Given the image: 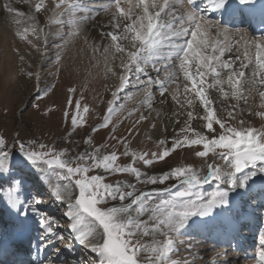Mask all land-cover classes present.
<instances>
[{"label":"snow or ice","instance_id":"1","mask_svg":"<svg viewBox=\"0 0 264 264\" xmlns=\"http://www.w3.org/2000/svg\"><path fill=\"white\" fill-rule=\"evenodd\" d=\"M208 2L212 12L222 13L226 22L237 17L249 19L259 17L260 21L264 22V6L257 9L254 0H208ZM64 5L65 0H58L55 4L53 12L55 18L51 23L67 26L69 31L66 35L75 38L80 34V26L88 19L83 15L87 9H83L79 16L74 15L65 20L62 18L65 13L61 11ZM113 6L111 27L114 31L105 35L110 38L115 54H119L121 74L115 86L116 90L111 93L112 99L108 101L107 114L93 131L109 126V117L116 110L112 105L116 103L118 93L122 90L127 91L130 83L135 88L145 90V100L150 98L153 86H158L163 96L169 91L166 85L176 84V91L171 95L172 101L179 105L180 109H184L185 105L194 109V100L198 97L204 106V113L200 118L205 122L203 127L210 135L191 127V121L196 119L199 113L188 110L187 120L181 127L179 136L171 142L172 148L164 147L162 151L152 152L151 158L145 153L138 159L143 161L144 165H151L156 160H164L173 149L183 145H202L203 150L195 153L197 157H206L210 149L219 148L224 151L213 154L225 161L224 167H230L232 170L226 179L229 187L222 188L218 183L216 190L206 200L195 190L202 184L210 181L220 182L224 179L220 166L214 164L208 165V172L204 176L190 168L181 167H172L170 171L159 176H146L131 164L118 166L115 163L117 160L115 152L101 155V148L105 147L104 145L92 147L91 151L78 154L75 157V166H70L67 160L61 159L64 152L56 151L48 145L41 143L37 149L32 146L33 141L17 139L14 143L19 145V151L37 168L43 165H58L61 169L66 168V173L59 176L60 180L74 179L78 195L75 196L74 202L72 196H68L67 210L63 215L69 220L68 227L73 232V239L95 254L94 259L84 261L83 264H195L194 259L190 261L173 258V255L179 252L175 237L182 235V230L187 227L193 216L213 217L218 214L217 209L227 210L232 205L230 192L246 189L252 177L258 172L264 174V128L246 126L242 119L239 120L238 126L228 122L237 121L239 114L245 111L239 107L240 101L249 105V99L252 98L255 103L256 96L260 101L258 108L254 111L249 109V114L264 120V36L250 37L243 29L231 30L221 26L216 20L195 11L196 0H114V5L108 4L104 7L108 10ZM80 7V3L71 5L72 9ZM42 9L47 12L43 0H39L35 3V11L39 13ZM5 10L10 14L15 13V17L24 16V13L11 4H6ZM15 17L13 22L20 24V19ZM28 19L32 21L30 28L25 27L23 32L19 30L16 32L22 40L26 39L29 31L36 36L44 31L39 26L40 21L37 17L29 16ZM124 20L130 22L122 23ZM44 23H49L47 17ZM60 38L64 39L63 36ZM124 41L128 43L125 44ZM103 53L107 60L108 46L103 47ZM23 59L21 56L20 60ZM57 59L59 60V56ZM161 60L166 62L164 68L158 66ZM149 62L156 72V78L146 70L145 65ZM177 69L183 80L188 82L183 85V97L179 92L181 85L178 82ZM106 70L113 76L117 75L113 68ZM161 71L164 72L163 78L160 77ZM20 72L31 80L33 76L31 71L26 72L21 68ZM209 75L213 79L208 86L218 88L223 98L218 112L225 113L226 116L214 112L212 107L214 101L205 94V78ZM131 76L135 79L130 80ZM142 76L146 79L142 80ZM225 85L230 91L226 90ZM74 91L75 89H69V92ZM189 93L193 95L189 97ZM128 96H131L130 92ZM229 100L235 103L228 104ZM161 103H164V100H161ZM76 107L80 108L79 100L76 101ZM237 109L239 111H236ZM84 111L87 112L88 108L85 107ZM131 115L132 112H129V116ZM78 118L79 112L72 115L73 127L77 125ZM146 119L147 117L140 115L137 123ZM214 124L219 125V131L214 129ZM159 143L163 146L166 141L161 140ZM85 144H92L91 137L85 139ZM6 146V139L0 136V159L8 158L9 152L4 150ZM124 154H129L127 145ZM131 155L133 159H137L135 152ZM95 169L132 173L137 181H141V177L144 176L142 182L153 185L164 184L170 178L176 177L187 187L175 191L174 194L170 188H165L168 198L159 199V203L152 204L149 193H137L134 184L113 185L104 183L101 175H88ZM237 174H240L239 178ZM64 187L67 189L68 185ZM56 198L64 203V197L57 195ZM110 200H119L120 205L109 206ZM126 201L128 202L125 203ZM43 203L42 198L34 200L35 205ZM10 207L20 215H27L20 206ZM32 210L40 213L39 209ZM83 214L91 218V222L98 227L82 232L78 225L84 222ZM145 216L146 218H141ZM54 223L57 222L53 217L46 213L41 215L43 249L49 244L55 249L57 240L64 239L53 227ZM65 247L71 249L72 244L68 243ZM186 250L190 251V248ZM48 264L56 262L50 257ZM255 264H264V235L259 238Z\"/></svg>","mask_w":264,"mask_h":264},{"label":"rangeland","instance_id":"2","mask_svg":"<svg viewBox=\"0 0 264 264\" xmlns=\"http://www.w3.org/2000/svg\"><path fill=\"white\" fill-rule=\"evenodd\" d=\"M38 2L39 0H32L29 5L30 8L20 10L21 0H0V136L6 139L7 146L4 150L9 152L7 160L0 159V235L7 234V231L10 230L11 223L4 219V216H7L9 209H11L10 205L12 206L18 198L21 202L22 211L29 213V219L33 224V228H35V240L38 239L36 242L39 244V251L43 256L41 264H48L50 257L55 260L56 264H83L84 261L95 258V254L83 246L74 247L73 232L68 227L69 220L63 215L67 210L68 196L71 195L74 202L75 196L78 195L74 179L72 181L60 180L59 176L66 173V168L61 169L58 165H43L41 168L34 166L19 151V145L14 143L17 139L26 142L33 141L32 146L37 149L38 145L43 143L56 151L64 152L61 159L67 160L70 166H75V157L78 154L91 151L92 147L104 145L105 147L101 148V155L115 152L117 155L115 163L118 166L131 164L133 167L140 169L141 173L146 176H159L163 172L170 171L172 167L190 168L200 176H204L208 172V165L214 164L220 166L224 179L220 182L210 181L202 184L195 190L199 191L206 200L216 190L218 183L222 188L229 187L226 179L227 174L232 170L230 167H224L225 161L220 160L218 155L213 154L214 152L224 151L219 148L210 149L206 157H197L195 153L203 150L202 145H183L173 149L164 160H156L151 165H144L143 161L138 159L140 155L145 153L148 154V158H151L152 152L162 151L164 147L172 148L171 142L179 136L180 129L187 120L186 113L188 110L199 113V116L191 121V127L203 132L205 135H210L203 127L205 122L200 118L204 113V106L200 103L198 97L194 100V109L189 108L187 105L184 109H180L179 105L177 106L172 99L170 101L172 93L176 91V84L166 85L169 91H166L163 96H161L159 87L153 86L150 90L151 98L145 100V90L135 88L130 83L127 91L122 90L118 93L116 103L112 105L116 110L109 117V126L93 131L103 121L104 115L107 114L108 101L112 99L111 93L116 90L115 86L119 82L118 78L121 74L119 54H115L114 48L109 47L112 43L109 38L110 44L108 43L107 46L114 50L113 56L110 59L107 58L103 63L92 64L91 68L81 73L75 64L76 57L71 44L73 40L67 38L66 32H64L65 30L69 31L67 26L55 25L50 22L47 23L46 29L49 28L51 32L47 29L43 35L36 36L29 31L26 39H20L16 32L18 30L23 32L25 27L30 28L32 24V21L27 20L24 16L31 13L37 17L41 14L35 11V3ZM57 2L58 0H43L46 8L54 6ZM112 2L114 3V1ZM6 4H11L12 7L24 13V16L15 17V13H8L5 10ZM112 8L109 11H94L96 13H92L89 11L90 9H87L89 11L86 13L88 19L80 26L81 31L79 30L82 32V37L91 36L94 39L102 35L106 36V33L114 31L111 27L113 23L111 12L114 11V8ZM64 13L65 15L62 18L65 20L76 15L70 14L67 16L68 12ZM14 17L20 19L21 23H14ZM96 21L98 24L102 22L104 25L97 30L99 33L91 34L90 27L86 23L97 24ZM122 23L127 22L124 20ZM61 28L63 34L55 37V32H52V30L58 32ZM61 36L64 39H61ZM106 38L108 37L106 36ZM91 42L93 43L92 40ZM124 43L127 44L128 42L125 41ZM21 56L24 57L23 61L20 60ZM57 56H59V60ZM109 60L110 62H108ZM158 66L164 68V61H160ZM145 67L148 73L156 78V72L151 67V62ZM21 68H24L26 72L31 71L33 73L31 80L20 72ZM107 68H113L117 75L113 76L106 70ZM176 71L179 76L178 82L181 85V91L179 89L180 96L183 97V85L188 82L183 80V76L178 73V69ZM160 77H164L163 71H161ZM134 79V76L130 77V80ZM144 79L146 77L142 76V80ZM212 79L210 75L205 78V94L214 101L212 105L214 112L226 116L225 113L218 112L221 107L220 101L223 99L218 88L208 86L212 83ZM189 87H191L190 83ZM70 88L75 89V91L69 92ZM225 88L229 90L227 85H225ZM129 92L131 96H128ZM192 95L193 93H189V97ZM163 97L166 99L164 100ZM256 97L258 101L255 99V103H253L250 98L249 105H245L243 101H240L239 107L244 108L245 111L239 114L238 121L228 122L233 126H238L239 120L242 119L246 122V126L264 128V120L254 114H249V109L254 111L258 108L260 101L259 97ZM162 99L164 103H161ZM77 100L80 101L79 109L76 107ZM170 102H173V104L171 103L169 106ZM227 103L232 104L235 102L229 100ZM149 104H151V108H149ZM85 107L88 108L87 112L84 111ZM236 111H239V109ZM77 112H79L78 123L73 127L71 117ZM129 112H132L131 116H129ZM140 115H144L147 119L137 123ZM213 127L219 131V125L214 124ZM189 135H191V132ZM88 137L92 139L91 145L85 144V139ZM161 140L166 141L165 145H160L159 141ZM126 145L128 146V155L124 154ZM133 152L136 153L137 159H133L131 155ZM257 163L259 165V162ZM245 171L248 170L245 169ZM7 172L13 174L12 183L3 180L2 175L7 174ZM88 175H101L104 183L113 185L117 183L121 185L134 184L137 193H149L152 204L159 203V199L168 198V193L164 191L165 188H170L174 194L175 191L187 187V185H182L176 177L170 178L164 184L157 183L153 185L142 182L144 176L141 177V181H137L132 173H115L107 172L104 169H95ZM239 176L240 174H237L238 178ZM253 180L264 184V182H261L264 181V174L258 172L248 181V185ZM66 184L68 185L67 189L64 187ZM240 190L246 189H237L235 192H230V198ZM57 195L64 197V203L56 198ZM262 195H264V192ZM36 198H42L44 203L35 205L34 200ZM242 198L244 199V197ZM249 201L254 202L253 198ZM16 203L18 205V202ZM108 203L109 206L120 205L119 200H110ZM240 206L243 208L242 204ZM242 208L234 212L226 210V216L232 219L234 223H242L243 221L239 220V217L241 219L240 212ZM32 209H39L40 213ZM259 210L262 212L259 217L262 223L257 229V237L254 233L256 240L264 235V204L260 206ZM45 213L56 220L57 223H54L53 227L64 238L62 241L57 240L55 249L51 244L46 249H43L42 246L44 242L41 239L40 217ZM83 216V224L78 225L82 231L87 232L93 227H98V225L91 222V218L87 217L86 214H83ZM24 217L28 219L27 216L22 218ZM141 218H146V216ZM57 224L59 227H57ZM242 228L243 226L239 229L241 233L243 232ZM224 229L214 226L212 232L216 230L221 233L223 230L224 233ZM222 238L223 236L220 238L221 243H223ZM175 239L176 247L179 249V252L173 255L175 259H188L190 261L194 259L195 264H234L238 261V264H242L244 256L242 250L237 252L229 245L220 247L218 244L207 243L205 236H200L197 231H193L191 234L182 233ZM180 241H183V243H180ZM68 243L72 244L71 249L65 247ZM189 248L190 251H187L186 249Z\"/></svg>","mask_w":264,"mask_h":264},{"label":"bare ground","instance_id":"3","mask_svg":"<svg viewBox=\"0 0 264 264\" xmlns=\"http://www.w3.org/2000/svg\"><path fill=\"white\" fill-rule=\"evenodd\" d=\"M112 1H114V0H65V5L62 7L61 11L68 12V14H66L67 16L70 15V14H73V15L76 14V16H79V14H81L83 9H85V8L86 9H90L89 11H91L92 13L94 11L97 12L98 10H105V7H104L105 5H108V4L114 5V3ZM21 3H22L21 8H19V7L18 8L20 10H24V9L30 8L29 5H30V3H32V0H28V2H25V0H21ZM75 3H80L81 7L80 8H76V9H72L71 5L75 4ZM50 5H52V4H50ZM54 6H48L46 8L47 9L46 13L43 10V11L39 12L41 14H39L37 16V18L40 21V25L39 26L44 29L43 33H41L42 35L47 31V29H49V28L46 29L47 24L44 23L45 18L46 17L48 18L49 23L55 18L53 16ZM113 8H114V6H113ZM109 10H110V8L108 10H106V11H109ZM89 11L87 10V11L83 12V15L86 16V13H88ZM96 12H94V13H96ZM111 13H112L111 15H113L114 11L111 12ZM29 16H33V15L30 13V15H28V14L25 15L24 18H27V20H28ZM126 22L129 23L130 21L126 20ZM86 25L88 27H90L89 29L91 31V34H93V33L97 34V33H99L97 31L99 29V27H103L104 24L102 22H101V24H98V22H97V24L86 23ZM236 29H243L245 32H247V34L250 37H254L247 28L242 27V28H236ZM236 29H231V30H236ZM101 30H103V29H101ZM48 31L51 32L50 29ZM80 31H81V28H80ZM52 32H55L54 36L56 37L57 31H53L52 30ZM58 32H59V34L57 36L62 35L63 34V29L61 28ZM64 32L67 33L68 30H65ZM85 35H87V33H85ZM67 38H68V36H67ZM85 38H87V39H85ZM69 39L73 40L71 42V44H72V48L74 49L73 51H74L75 57H76L75 64H76V67H77L78 71H80L81 73H83L87 69L91 68L92 64L97 63V62H102L103 63V61H105V55L103 53V47L107 46V44L109 43V38H106V36L102 35L99 38L92 39L91 36H89V37L83 36L82 37V32H80L79 36H77L75 38L69 37ZM91 40L93 41V43L91 42ZM67 41H69V40H67ZM110 46L111 45H109V47ZM112 53H114V50L109 48V53L107 54V58L108 59H110L113 56ZM108 62H110V60ZM165 63L166 62L164 61V64ZM180 91H181V89H180ZM151 96H150V98H151ZM168 96H170V95H168ZM165 97H163L164 100L166 99ZM255 99L258 101L257 97ZM170 101H171V98H170ZM171 103L173 104V102H170L169 106H170ZM3 180H6V178H4ZM261 182H264V181H261ZM260 186H261V188H260ZM260 189H262V190L264 189V184L260 183L259 181L253 180L252 182L250 181V183H249L248 187L246 188V190H240L239 192H237L236 195H234L232 198H230L232 200V205L227 209L230 212L239 211L240 208H242L240 205L242 203L246 204L245 207H243L246 210H243V211L241 210V212H240L241 213V219L239 217V220L243 221L242 223H234L232 221V219H230L228 216H226L227 215L226 214V212H227L226 210L221 211L220 209H217L216 212L218 214L213 216V217L201 218L199 216H194L190 220V222H188L187 227L184 230H182V233L191 234L193 231H197L200 236H205V238H206L207 234L204 235L203 232L205 230H207L208 228H210L211 225H214V223H216V221H221L224 224V226H226L225 229H224V233L222 234V236H223L222 240H223L224 245H223V243H221V239L219 240V238H216L213 241V243L214 244H218L220 247H222V246L225 247V246H228L231 243L230 241H232V242H234V244L229 245L231 248L234 249V246H236L237 250L240 249L241 247H243L245 249H248L247 251L244 250V256H243L242 264H255V254L259 250V239L256 240V237H257V233L256 232H257V229L259 228L260 224L262 223V222H260V218H259L260 217V213H262V212H260L259 209H260V206H262L264 204V195H262V193L258 192ZM242 197H244V199ZM251 198H253V200H254V202H252L253 204L249 201ZM255 201H257V202H255ZM12 206H18V207L20 206L21 207V204L18 203V205H17V203H13ZM8 214H9V216L6 217L7 220L10 219V218L11 219L15 218V219H17V221L19 220L22 223V229L23 230H26L29 233L31 232V228H30L29 223L24 222V219L22 218L23 216L20 215L19 212H15V211H12V209H10ZM16 215L18 216L17 218H16ZM240 224H241V226H240ZM245 225H247V227H248L247 230H249L248 232L251 233V234L249 236L250 239L247 241V243L243 244L241 239H242V237L244 238V234H242L239 229L242 226L244 227ZM239 226H240V228H239ZM81 231H82V229H81ZM225 231H226V233H225ZM82 232H84V231H82ZM19 233H20V231H18L16 234H19ZM31 233H30V235H28L29 236V238H28L29 242H30V238H31ZM254 233L256 234V237H255ZM13 239L14 240H12L10 242V245H13V243H16L15 240H17V238L15 236V233H14V238ZM72 241H73L74 247L78 248L79 246H82L80 243L75 241L73 238H72ZM207 242L209 243V241H207ZM25 245H26V243H25ZM37 258H39V256ZM37 258L34 260L35 264L39 263V260H37ZM226 258H228V257H226ZM226 258H224V259H226ZM238 262L234 263V264H238ZM32 263H34V262L32 261Z\"/></svg>","mask_w":264,"mask_h":264}]
</instances>
